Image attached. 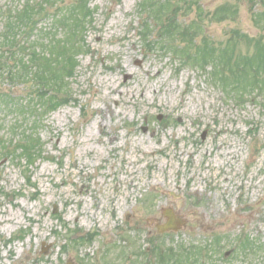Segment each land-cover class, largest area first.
Masks as SVG:
<instances>
[{"label": "rangeland", "instance_id": "obj_1", "mask_svg": "<svg viewBox=\"0 0 264 264\" xmlns=\"http://www.w3.org/2000/svg\"><path fill=\"white\" fill-rule=\"evenodd\" d=\"M0 51V264H264V0H0Z\"/></svg>", "mask_w": 264, "mask_h": 264}, {"label": "trees", "instance_id": "obj_2", "mask_svg": "<svg viewBox=\"0 0 264 264\" xmlns=\"http://www.w3.org/2000/svg\"><path fill=\"white\" fill-rule=\"evenodd\" d=\"M39 6V7H38ZM37 7V9H39V8H43L44 6H46V8H47V5H44V3L42 2V3H40L39 5H38ZM50 8H55V6H54V3L52 2L50 5ZM48 10V9H47ZM84 19L85 18V15L84 16H79V19ZM73 37V36H72ZM69 39H71V34L70 35H68V38H65L64 40L66 41L62 46H59L60 44L59 43H57V44H59V45H57L58 46V48L59 49H61V50H63L64 52H62V51H60L58 48H57V51H58V53H60V54H62L63 56H62V58H61V63L63 64V63H66L68 60H69V54L70 53H73V52H80L81 50H82V48H83V46H81V42H76V43H74L73 42V40L71 39V43L69 44L68 43V41H69ZM19 49H21V47L19 46V43H17V46H16V49H14V50H19ZM5 52V51H4ZM0 55L2 56L3 54H2V52L0 51ZM34 55H37V56H39L38 54H32L31 53V55H30V58L31 59H35L37 56H34ZM55 56V55H54ZM13 57V56H12ZM41 56H39V58H40ZM56 57H59V55H57ZM41 59H42V57H41ZM63 60H65V61H63ZM38 61V63H39V60H37ZM38 63H34V65L33 66H35V67H38L39 65H38ZM24 64V63H23ZM25 65V64H24ZM25 66H27V65H25ZM29 66V65H28ZM1 67H2V65H1ZM30 67H32L31 66V63H30ZM3 68V67H2ZM2 68H0V69H2ZM48 70H49V72L48 73H51V75H53L54 77H57L58 76V74H60V72H58V70H51V69H49L48 68ZM39 71H35V72H31V74L33 75V78H34V80H35V85H39L40 84V78H41V72H42V70L40 71V73H38ZM69 73V72H68ZM43 88V87H42ZM253 249H255V247L253 248ZM182 264H184V261L182 260V261H180ZM195 262L194 261H191V262H189V264H194Z\"/></svg>", "mask_w": 264, "mask_h": 264}, {"label": "water", "instance_id": "obj_3", "mask_svg": "<svg viewBox=\"0 0 264 264\" xmlns=\"http://www.w3.org/2000/svg\"><path fill=\"white\" fill-rule=\"evenodd\" d=\"M165 216L168 218V222L166 223V225H164L163 227H161L159 229L160 233H164L166 231H175L178 229L177 227V221L172 213V210H167L165 212ZM181 225H185V222L181 221L180 222Z\"/></svg>", "mask_w": 264, "mask_h": 264}, {"label": "bare ground", "instance_id": "obj_4", "mask_svg": "<svg viewBox=\"0 0 264 264\" xmlns=\"http://www.w3.org/2000/svg\"><path fill=\"white\" fill-rule=\"evenodd\" d=\"M157 75H160V72H158ZM115 91H116V90H115Z\"/></svg>", "mask_w": 264, "mask_h": 264}]
</instances>
